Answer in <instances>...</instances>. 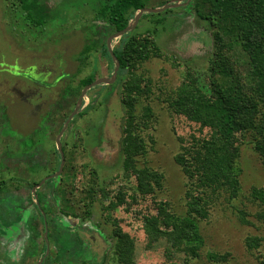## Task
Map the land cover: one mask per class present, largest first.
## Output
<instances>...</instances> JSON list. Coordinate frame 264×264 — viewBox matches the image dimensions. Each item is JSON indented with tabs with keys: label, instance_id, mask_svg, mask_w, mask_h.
<instances>
[{
	"label": "rangeland",
	"instance_id": "obj_1",
	"mask_svg": "<svg viewBox=\"0 0 264 264\" xmlns=\"http://www.w3.org/2000/svg\"><path fill=\"white\" fill-rule=\"evenodd\" d=\"M40 1L50 7L51 17L46 25L36 27L27 20L21 0H0V115L3 114L1 110L9 114L8 122L12 125L5 131L3 123L0 122V150L8 142L7 138L13 137L8 131L16 129L34 134L31 130L36 131L38 126L43 124L41 115L50 110L51 117L46 118L47 126L42 129L43 136L39 139L47 150V166L40 171V175L33 172L22 177L35 180L40 176L47 177L56 173L59 170H55L58 161L55 151L58 149L57 138L65 121L75 110L85 87L79 89L78 95L75 86L77 89L80 79L92 72L95 74V80H108L87 90L77 112L61 136L65 163L60 176L66 177V180L69 178L67 187L73 188L69 192L70 204L73 203L74 206V209H70L66 205L65 210L72 213L74 211L78 218L74 213H69L70 217H63L61 214L57 218L49 217V221L55 228L61 227V223L71 227L81 220L79 216H83L86 220L83 218L81 223L99 233L94 234L98 244L96 250L99 252L106 248V242L110 243L102 264H111L113 227L111 222L106 220L103 198L98 196L92 204L93 213L89 217L84 216L88 207L85 205L87 199L81 201V198L86 197L83 189H87L91 181L98 182L99 186L111 192V195H114L119 186L129 187L135 184V178L126 177L123 167L126 121L121 94L123 77L118 81H109L115 67L112 66L110 58L102 53L101 48L102 43L106 42L113 51L120 44L124 34L114 31L112 26L104 22L105 18L98 14L102 5L100 0ZM187 2L150 0L147 8L162 7V3L179 4L147 15L145 13L148 12H143L133 28V33L154 31L156 41L163 51L161 58H153L139 68V72H145L152 80L153 94L149 100L142 103L151 105L156 120L150 129L142 131L147 150L137 156L138 166L146 165L164 173L163 186L154 196L144 197L130 212L120 208L113 213L114 217L120 219L122 228L136 240V264H163L167 260L165 243L154 249L146 247L147 237L142 216L155 213L157 203L161 200L170 204L171 212L177 215L186 214L187 177L175 162V156L182 146L192 142L193 137L207 131H202L199 124L185 116L174 113L168 104L160 99L181 82L188 70H207L215 49L210 24L200 18L193 9L186 8ZM94 26L99 35L101 34L97 41L98 46L82 64L77 60L79 51L86 42L87 31ZM49 69L54 72L49 73ZM41 81H46L49 86L40 85ZM37 82L39 86L35 85ZM67 86H74V89L70 87L72 91L70 90L68 102L63 98L60 100L63 89ZM58 100L61 101L60 106H56L55 102ZM240 138L244 143L240 145L238 161L241 182L239 192L233 200L223 197L216 200L211 205L209 216L199 220L206 243L202 255L208 251L230 252V258L227 262L204 264H264V223L256 219L261 207L251 196L253 189L264 186V165L255 150L254 137L249 133L241 135ZM15 144L12 147L16 150L19 144ZM5 149L9 148L2 150ZM66 163L70 164L69 170L65 167ZM5 175L8 176L9 173L5 172ZM64 180L63 178L59 182L62 188L66 184ZM25 184L27 182L11 181L8 187L21 188ZM62 194L61 191V196ZM60 205L62 208L63 204ZM137 211H140V214H136ZM244 217L250 223L246 224ZM2 223L1 221L0 235L3 239L0 237V264H13L19 260V256L12 257L9 251L17 253L15 248L20 245L22 239L20 237V240H17L15 236L4 240L8 235V228ZM43 231L41 229V243ZM251 237L261 239L259 248L248 247L247 242ZM42 245L40 244L38 253L32 259L21 264L41 262L40 256L44 255L40 249ZM4 249L6 251H3ZM49 254L55 256V248L51 250L48 245L46 255ZM177 258L181 260L183 257L178 255ZM57 263L58 260L55 259L50 264Z\"/></svg>",
	"mask_w": 264,
	"mask_h": 264
},
{
	"label": "trees",
	"instance_id": "obj_2",
	"mask_svg": "<svg viewBox=\"0 0 264 264\" xmlns=\"http://www.w3.org/2000/svg\"><path fill=\"white\" fill-rule=\"evenodd\" d=\"M149 1L100 0L102 5L98 14L105 18L104 22L112 26L114 31L121 32L129 25L138 10L148 6ZM187 1L185 7L189 10L193 9L200 18L210 24L215 49L207 70H188L181 82L168 90L165 95L162 93L164 97L160 99L166 102L174 113L185 116L199 124L202 131L204 129L207 131L193 137L192 142L182 146L181 151L175 156V162L187 177L186 214L177 215L171 212L170 204L161 200L157 203L155 213L143 214V226L147 237V248L154 249L166 244L167 260L163 264L222 263L228 261L230 252L208 251L202 255L206 243L199 220L209 216L211 205L216 200L222 197L233 200L239 192L241 182L238 161L240 145L244 143L240 138L241 135L250 133L254 137L255 150L264 165V0ZM21 2L25 16L31 24L40 27L48 23L51 17V9L48 5L40 0H21ZM123 34L120 44L113 49V54L106 42L102 43L101 48L102 53L110 58L113 67L116 61L119 63L115 79L118 81L123 77L121 94L126 112L123 167L126 177L135 178V184L129 187L119 186L114 195H111V192L100 187L98 182L91 181L89 187L83 189L86 197H82L81 201L87 199L85 205L88 207L84 216H89L92 213V204L99 198L98 196L103 198L106 220L111 222L113 227L111 264H136V240L122 228L120 219L114 217L113 213L120 208L130 212L144 197L154 196L163 186L164 173L146 165L138 166L137 159L140 153L147 150V142L141 133L150 129L156 120L151 105L142 103L149 100L153 94L152 80L145 72H139V68L153 58H161L163 51L156 41L154 31L133 33V30H130ZM100 35L95 26L87 31L86 42L77 58L79 62L83 64L98 46ZM49 70L48 72L52 73V70ZM95 79L93 72L80 79L79 87L77 86L76 89L75 86L78 95L84 86ZM39 82L35 85L39 86L37 85ZM41 82L40 85L49 86L46 81ZM70 87L63 89L60 100L63 98L67 99L66 102L69 101L70 90L72 91ZM60 100L55 102L56 106H60ZM140 106L142 107L138 108ZM1 111L3 114L0 115V122L3 123V130L6 131L12 126L8 122L10 116L4 110ZM49 111L41 115L43 124L39 125L36 131L31 130L34 134L23 133L16 129L8 131L13 137L7 138L8 142L3 148L9 149L0 150V173L2 172L0 217L2 224L8 228V235L4 240L19 234L22 239L20 245L25 246L22 251L26 252L29 248L34 254L38 253L36 249L39 248L37 237L39 224L34 218L36 215L34 214L29 220L28 218L24 220L20 215L23 213L24 204L28 205L31 201V187L38 184L43 177L29 181L28 190L24 191L23 195L19 194L20 196L17 195L18 191L16 194L12 192L13 189L8 185L11 181H28L29 177L26 179L22 176L33 172L40 175V171L46 168L47 150L39 139L43 136L42 129L47 126L46 118L51 117ZM15 143L19 144L16 150L12 147ZM55 151L58 158L55 170H58L61 156L58 149ZM69 166L70 164L66 163L65 167L68 170ZM5 172L9 175L6 176ZM17 173L22 175L19 176ZM63 178L67 179L59 175L45 182L42 188L44 194L37 195L39 204L45 199L46 191L51 195L55 194L53 197L59 202L66 201L68 208L74 209L69 197V192L73 188L67 187L69 178L63 188L59 187L60 192L63 193L62 198L57 195L59 193L57 184ZM251 196L252 200L261 207L256 219L264 223V186L253 189ZM35 208L37 207L34 204ZM137 213L140 214V211ZM63 215L66 217L70 214L63 212ZM74 215L78 218L76 213ZM82 220L71 227L61 223V227L49 229L47 244L45 241L40 249L45 253L48 245H54L55 256L49 254L42 264H50L55 259L58 260L57 264H102L105 261L106 253L102 256L103 253L98 252L94 245L87 242L86 236L85 240L81 239V234L90 233L81 225ZM244 222L250 223L246 218ZM63 229L67 234L59 233ZM31 233L32 238L29 242L24 237H29ZM260 243L261 239L256 237L249 238L247 242L250 249L259 248ZM10 253L13 257L14 253ZM178 255H182L183 258L179 260ZM13 264H21V261L17 260Z\"/></svg>",
	"mask_w": 264,
	"mask_h": 264
},
{
	"label": "flooded vegetation",
	"instance_id": "obj_3",
	"mask_svg": "<svg viewBox=\"0 0 264 264\" xmlns=\"http://www.w3.org/2000/svg\"><path fill=\"white\" fill-rule=\"evenodd\" d=\"M52 69H50L49 71H51ZM52 72H54L53 70H52ZM57 175H55V173H52L51 175H49V176H47V177H43L42 179H41V181H44L42 184L39 182L38 184H36V185H34V186H32L31 187V191H30V196H31V201L29 202V204L27 205V204H24V209H23V213H22V215H20L22 218H24V220H26V218H28V220H29V218L30 217H33L34 216V214L36 215L34 218H35V221L39 224L38 226H37V229L39 230V235L37 236L39 239L41 238V229H43L44 231V236H42V243H41V241L40 240H38V243H39V245H38V247L40 246V244H43V243H45V241H46V238H47V236H48V232H49V229L51 228V229H53V224H52V222H50L49 221V217H53L54 218V216L57 218V217H60V215L61 214H63V212L64 213H66V214H69V213H72L70 210L69 211H66L65 210V206L67 205V202L66 201H64L63 200V202H59L55 197H53V196H55V194H49L48 192H46L45 191V194H47L46 195V197H45V199L39 204L38 203V200H37V195H39V194H44V192H43V186H44V184H45V182L48 180V179H50V178H53V177H56ZM28 181H24V182H27V184H25L24 186H22L21 188H19V186H16L17 188H15L14 187V189H13V191L12 192H14L15 194H16V191H18V194L17 195H19V194H25V193H23L24 192V190H28V183H29V181L31 182L32 181V179L31 178H29V179H27ZM60 182V181H59ZM23 185V184H22ZM58 185V191H59V193L57 194V195H60V197L62 198V196H61V192H60V190H59V187H60V184L58 183L57 184ZM17 189V190H16ZM22 191V192H21ZM55 191V190H54ZM49 194V195H48ZM51 195V196H50ZM20 196V195H19ZM50 196V197H49ZM47 197H49V198H47ZM58 201V202H57ZM62 201V200H61ZM60 203H62L63 204V207L61 208V205H60ZM34 204L36 205V207L37 208H35L34 209ZM38 205V206H37ZM60 207V208H59ZM17 209V208H16ZM55 209V211H53ZM60 209H62V210H60ZM35 212V213H33V211ZM52 212H54V213H52ZM7 213V212H6ZM73 213H74V211H73ZM72 213V214H73ZM93 213V212H92ZM92 213H91V215H92ZM0 214H2V210L0 209ZM7 214H9V213H7ZM14 214H16V213H14ZM77 214V213H76ZM91 215H89V216H91ZM77 216H78V214H77ZM89 216H86V217H89ZM80 218H81V220L84 218L83 216H79ZM85 219V218H84ZM86 220V219H85ZM83 221V220H82ZM81 221V222H82ZM1 222V221H0ZM77 223H79V222H77ZM51 227H50V226ZM81 225L83 226V227H85L86 228V230L88 231V232H90V233H88V234H86V235H83V234H81L82 235V238L81 239H84L85 240V236H86V238H87V242L90 244V245H94L95 246V248H97L98 247V244H97V241H96V237H95V235L94 234H99L98 233V231H96V230H94L93 228H91L90 226H87V225H83L82 223H81ZM89 229V230H88ZM34 231H36V229L34 230ZM33 231V232H34ZM36 233V232H35ZM59 233H62V234H67V231H64V230H60L59 231ZM79 235H80V233H79ZM28 236V235H27ZM0 237H1V235H0ZM20 237H21V235L20 236H16L15 238L17 239V240H20ZM24 238H26L29 242L31 241V238H32V233H31V235L29 236V237H24ZM1 239H3L2 237H1ZM96 243V244H95ZM18 245H19V243H17ZM46 244H47V241H46ZM31 245V244H30ZM29 246V245H28ZM43 246V245H42ZM41 246V247H42ZM17 247V246H16ZM49 247L51 248V250H53L54 248H55V246L54 245H49ZM110 247V243H108V242H106V248L104 247L102 250H100V252L101 253H103V254H101L102 256H104V253H106V252H108L107 251V249ZM23 248H25V246H22V245H19L17 248H15L16 249V251H17V253H15L14 254V256H19V261H21V263L22 262H26V261H28V260H30V259H32V257L33 256H35V254L34 253H31L30 251V249L29 248H27V250H26V252H23L22 251V249ZM47 248H48V246H47ZM47 248H46V252L44 253V255H41L40 257H41V262H33L32 264H42V262H43V260L45 259V257H47L48 255H46L47 254ZM3 251H6V249H4ZM7 251H8V249H7ZM36 251H38V249H36ZM10 252V251H9ZM11 255V254H10ZM13 256V257H14Z\"/></svg>",
	"mask_w": 264,
	"mask_h": 264
},
{
	"label": "water",
	"instance_id": "obj_4",
	"mask_svg": "<svg viewBox=\"0 0 264 264\" xmlns=\"http://www.w3.org/2000/svg\"><path fill=\"white\" fill-rule=\"evenodd\" d=\"M190 1V0H189ZM179 3H168V4H164L162 7H157V8H143V9H140L137 11L135 17L133 19L130 20L129 22V25L121 32H117L118 34H122V33H125V32H128L130 30H133V28L136 26L137 24V21L139 20L140 16L142 15L143 12H150V13H153V12H158V11H162L164 9H167V8H170V7H173V6H176L178 5ZM181 4V3H180ZM134 22V23H132ZM117 36V35H116ZM109 47V45H108ZM110 50V48H109ZM111 51V50H110ZM111 53L113 54V51H111ZM119 68V63L117 62L116 63V66H115V69H114V72H113V76H112V79L109 80V81H113L115 80L116 76H117V70ZM107 82L108 80L106 78H103V79H97V80H94L92 83L86 85L81 93V96L78 100V104L75 108V110L69 115V117L67 118V120L65 121V124H64V127L62 128V130L60 131L59 133V136L57 138V144H58V150H59V153L61 155V162H60V167H59V170L55 173V175L59 176L63 167H64V163H65V157L63 155V150H62V147H61V136L63 134V131L67 128V126L69 125V122L71 121V119L73 118V116L75 115V113L77 112L78 110V107L80 106V104L82 103L83 101V97L85 96L86 92L88 89H90L92 86H95V85H98L99 83L101 82ZM44 181H42L41 183H43ZM77 223V222H76Z\"/></svg>",
	"mask_w": 264,
	"mask_h": 264
}]
</instances>
